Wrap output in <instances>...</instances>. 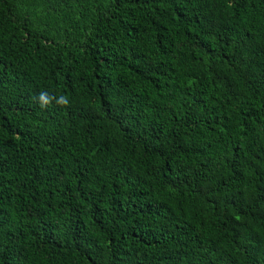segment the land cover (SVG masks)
Instances as JSON below:
<instances>
[{
    "label": "trees",
    "instance_id": "trees-1",
    "mask_svg": "<svg viewBox=\"0 0 264 264\" xmlns=\"http://www.w3.org/2000/svg\"><path fill=\"white\" fill-rule=\"evenodd\" d=\"M0 264H264V0H0Z\"/></svg>",
    "mask_w": 264,
    "mask_h": 264
},
{
    "label": "clouds",
    "instance_id": "clouds-1",
    "mask_svg": "<svg viewBox=\"0 0 264 264\" xmlns=\"http://www.w3.org/2000/svg\"><path fill=\"white\" fill-rule=\"evenodd\" d=\"M39 99H40L41 101H44L45 103L47 102V101H45V96H44V94H41L40 97H39ZM58 103H60L61 105H67V104H68V100H67L66 97L61 96V97H59V99H58ZM41 106L43 107L44 105L42 104Z\"/></svg>",
    "mask_w": 264,
    "mask_h": 264
}]
</instances>
